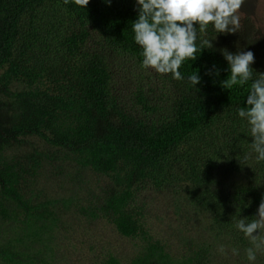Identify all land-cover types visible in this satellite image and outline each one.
I'll list each match as a JSON object with an SVG mask.
<instances>
[{
  "label": "trees",
  "instance_id": "1",
  "mask_svg": "<svg viewBox=\"0 0 264 264\" xmlns=\"http://www.w3.org/2000/svg\"><path fill=\"white\" fill-rule=\"evenodd\" d=\"M137 18L135 0H90L84 9L71 0H0V232L4 222L17 224L0 243V264L46 263L59 221L52 207L59 201H39L23 185L57 160L75 164L80 185L86 181L80 172L88 170L108 180L86 188L83 205L76 196L60 203H79L81 214L107 220L125 238L142 237L130 264H214L220 245L238 248L247 261L250 245L235 221L258 218L264 162L243 160L252 137L236 109L249 107L251 82L222 87L230 71L221 49L251 51L255 76L264 73V47L248 40L227 46L225 34L209 31L212 48L184 64V81L154 73L126 94L117 69L125 58L144 69L132 31ZM194 72L200 83L193 87L187 77ZM24 137L54 151L4 155ZM243 171L245 179L228 178ZM148 188H175L184 202H176L177 214L187 220L207 216L211 241L183 236L186 250L174 255L152 239L144 208L135 201ZM36 242L45 250L36 252ZM258 256L264 264V255ZM106 264L119 262L109 257Z\"/></svg>",
  "mask_w": 264,
  "mask_h": 264
},
{
  "label": "rangeland",
  "instance_id": "2",
  "mask_svg": "<svg viewBox=\"0 0 264 264\" xmlns=\"http://www.w3.org/2000/svg\"><path fill=\"white\" fill-rule=\"evenodd\" d=\"M240 12L243 15L242 27L234 34H225L227 37L225 45L235 44L239 48L243 46V40H248L264 47V0H245ZM145 72L150 74L151 79L145 77ZM116 75H118V87L126 90V94L131 92L140 80L147 82L154 79V72L140 69L127 58H125L123 66L117 69ZM33 148L39 151L47 149L54 151L36 137H24L19 142H15L10 149L5 151L4 155L8 157L21 156L32 151ZM57 155L62 156V152H57ZM248 161L249 164H252L253 158ZM80 173L86 180L83 185L77 183L79 176L74 163L57 160L44 164L34 178L27 177L25 179L23 189L26 195L37 194L39 201H59L52 207L59 221L52 232V242L49 244V247L53 249L51 252L44 253L47 256L45 264H106L109 257L116 258L119 264H130L144 244L142 237L125 238L118 234L115 227L107 220L92 221L81 214L79 203L74 205L73 202L67 208L60 203L63 199L76 196L81 200L80 205H83L87 198L84 193L87 191L86 188L97 189L108 183L105 177L95 175L89 170ZM246 173L243 171L237 176L229 175L228 178L245 179L248 177ZM220 177L223 178V173ZM136 195V203L144 208L145 215L142 220L149 236L165 244V248L170 253L175 255L186 250L180 239L183 236L191 237L201 244L210 240L211 233L208 231L207 216L198 214L187 220L186 217L177 214L175 205L176 202L182 201V195L176 193L175 188H162L159 191L148 188L137 192ZM37 199L35 200L38 201ZM179 203L183 204L184 202ZM1 225L5 231L4 233L0 232V243H3V240L14 235L13 229L17 227V224L7 221ZM33 248L36 252L45 250L37 242ZM228 249L230 250L231 247ZM214 253V264H248V261L240 258V254L232 256L229 252L225 256L217 250ZM258 257L256 264H261V258ZM38 260L39 257L35 262Z\"/></svg>",
  "mask_w": 264,
  "mask_h": 264
},
{
  "label": "clouds",
  "instance_id": "3",
  "mask_svg": "<svg viewBox=\"0 0 264 264\" xmlns=\"http://www.w3.org/2000/svg\"><path fill=\"white\" fill-rule=\"evenodd\" d=\"M70 0H63L65 5ZM79 8H86L90 0H71ZM138 18L132 23L134 41L141 49V67L159 76H170L180 82L185 77L180 69L188 61H194L204 49H211L208 32L234 34L242 27L240 9L245 0H135ZM227 61L230 75L222 87L231 90L250 83L247 108H237L239 118L246 121L252 143L244 161L255 158L256 163L264 162V73L254 76L251 65L254 54L251 51L229 53L221 49ZM191 86L200 83L194 72L187 77ZM258 218L236 219L235 228L248 240L245 251L248 264H256L258 254L264 255V199L257 212ZM254 233H256L254 235ZM221 255H239V249H226L220 245Z\"/></svg>",
  "mask_w": 264,
  "mask_h": 264
}]
</instances>
